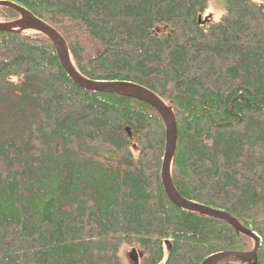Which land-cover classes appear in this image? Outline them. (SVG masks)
Returning a JSON list of instances; mask_svg holds the SVG:
<instances>
[{
	"label": "trees",
	"instance_id": "trees-1",
	"mask_svg": "<svg viewBox=\"0 0 264 264\" xmlns=\"http://www.w3.org/2000/svg\"><path fill=\"white\" fill-rule=\"evenodd\" d=\"M10 1L61 34L83 76L171 106L177 191L261 238L251 261L217 264H264V0ZM213 2L218 23L204 16ZM164 148L150 104L77 85L41 32L0 30V264H127L125 246L133 264H202L252 250L167 196Z\"/></svg>",
	"mask_w": 264,
	"mask_h": 264
},
{
	"label": "water",
	"instance_id": "water-1",
	"mask_svg": "<svg viewBox=\"0 0 264 264\" xmlns=\"http://www.w3.org/2000/svg\"><path fill=\"white\" fill-rule=\"evenodd\" d=\"M0 6L10 7L19 14L17 18L0 21V30H34L45 34L52 42L60 64L74 83L90 91L116 93L141 100L150 104L157 111L165 128V148L161 163L160 177L167 196L182 208L197 211L228 222L235 230L248 235L254 240V247L252 250L219 251L206 257L202 264H217L229 259L251 261L256 256L261 238L253 230L246 228L238 222V220L223 210L186 199L175 188L171 178L170 167L177 145V121L171 106L167 105L152 90L141 84L125 80H93L83 76L74 67L64 38L53 26L35 16L16 2L0 0Z\"/></svg>",
	"mask_w": 264,
	"mask_h": 264
},
{
	"label": "rangeland",
	"instance_id": "rangeland-1",
	"mask_svg": "<svg viewBox=\"0 0 264 264\" xmlns=\"http://www.w3.org/2000/svg\"><path fill=\"white\" fill-rule=\"evenodd\" d=\"M255 1H260V0H255ZM219 3H220V4H219ZM219 3H217V2H216V3L213 2L212 4H213V5H216V6H219V7L222 8V10L224 11L223 3H222V2H219ZM214 15H215V12H212V13H208V15H207L206 17H210V18H212L213 20H215V19H214ZM204 16H205V15H204ZM0 21H6V20H4V18H0ZM253 242H254V241L252 240V243H253ZM252 248H253V245H252ZM121 255H122V257L124 258V260L126 261L127 264H133V261H132V259H131V254L128 252V249L126 248V246L122 248Z\"/></svg>",
	"mask_w": 264,
	"mask_h": 264
},
{
	"label": "clouds",
	"instance_id": "clouds-1",
	"mask_svg": "<svg viewBox=\"0 0 264 264\" xmlns=\"http://www.w3.org/2000/svg\"><path fill=\"white\" fill-rule=\"evenodd\" d=\"M212 12H215L214 19H215V22L218 23L220 20V17L224 15L222 8H220L219 6L213 5V4H209V7L205 11L204 15L207 16L208 13H212Z\"/></svg>",
	"mask_w": 264,
	"mask_h": 264
},
{
	"label": "bare ground",
	"instance_id": "bare-ground-1",
	"mask_svg": "<svg viewBox=\"0 0 264 264\" xmlns=\"http://www.w3.org/2000/svg\"><path fill=\"white\" fill-rule=\"evenodd\" d=\"M19 15V14H18ZM244 226V225H243ZM246 228H248V227H246ZM239 232V231H238ZM255 232V231H254ZM256 233V232H255ZM257 234V233H256ZM258 235V234H257ZM259 236V235H258ZM260 237V236H259ZM253 239V238H252ZM254 247V246H253ZM219 252V251H218Z\"/></svg>",
	"mask_w": 264,
	"mask_h": 264
},
{
	"label": "flooded vegetation",
	"instance_id": "flooded-vegetation-1",
	"mask_svg": "<svg viewBox=\"0 0 264 264\" xmlns=\"http://www.w3.org/2000/svg\"><path fill=\"white\" fill-rule=\"evenodd\" d=\"M253 246H254V243H253Z\"/></svg>",
	"mask_w": 264,
	"mask_h": 264
}]
</instances>
